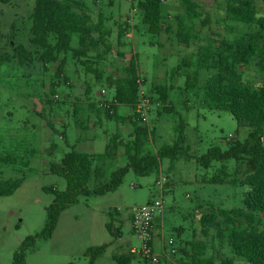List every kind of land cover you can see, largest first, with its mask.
<instances>
[{"label": "rangeland", "instance_id": "obj_1", "mask_svg": "<svg viewBox=\"0 0 264 264\" xmlns=\"http://www.w3.org/2000/svg\"><path fill=\"white\" fill-rule=\"evenodd\" d=\"M75 1L79 2L77 7L82 13L90 17L93 25L91 37H95L92 41L97 42L102 33L110 34L105 41L113 51L111 56L101 60L96 55L104 51L103 45L91 48L89 44L88 58H75L72 53L67 55L65 62L82 66L79 62L88 59L95 64L91 67L100 72L101 79L82 67L84 77L91 79L88 81L90 89L83 82L80 83L81 88L79 85V89L70 90L63 76L58 78L59 62L48 65L41 62V52L30 43L35 0L0 2L3 32L0 54L13 55L18 45L25 46L34 54L31 63L20 65L12 61L0 67V155L16 160L13 165L0 163V180L22 183L12 196L0 197V264H13L14 254L22 242L43 230L47 208L54 199L45 189L66 190V180L50 171L53 164H59L73 149L103 153L109 139L117 133L125 139L135 133L131 122L122 123L121 127L115 119H107L100 107L101 103L114 99V89L108 85L107 79L124 76L132 58L137 60V78L143 80L146 93L154 99L148 126L149 132L153 133L147 141L146 151L156 152L177 140L180 117L164 113L166 107L155 91L159 85L170 89L169 102L188 123L184 146L191 154L202 156L213 146L227 150L229 143L244 141L249 135V129L239 126L231 113L204 109L196 91L186 90V71L196 70L201 47L217 49L222 40L232 42L251 35L264 45L263 29L226 19L227 0H196L201 16L194 21V38L189 47L177 40L178 21L180 18L187 20L180 0H162L163 32L159 36L147 33L138 9L140 0ZM256 6L258 17L264 18V1L257 0ZM124 30L126 33L121 40L122 45H119V33ZM51 41L54 42L53 38ZM78 46V38L74 37L72 47ZM184 59L191 66L173 76ZM239 70L245 83H264V71L258 66L257 58ZM59 80L63 82L56 88ZM102 88L106 93L101 94L105 96L99 94ZM87 89L96 111L82 105L80 98L72 105L67 102L71 92L73 96L81 95L83 98L88 95ZM60 109L64 114L57 116ZM129 112L128 118H133V110ZM98 116L102 124L92 127L98 122ZM56 117L65 119L66 139L62 137L64 128ZM91 137L94 140L89 141ZM123 154L124 148L120 147L117 156L106 165L108 174L126 164ZM223 167H226L225 174L222 173ZM161 169L159 173L145 177L130 170L117 191L103 196L81 197L78 204L61 214L53 237L38 240L35 248L27 252L26 264H89L85 256L87 250L104 244L110 245L97 264H119L114 260L116 255L131 257V264H152L130 252L141 245L132 230V216L135 207H143L163 194L166 205L154 223L157 233L174 238L182 251L190 248L189 243L207 245L203 260L191 261L180 253L173 264H219L221 257H231L228 235L233 226L221 211L243 207L249 191L242 185L246 166L231 160L225 164L214 162L205 169L194 160H180L171 168V161L164 159ZM217 174H221L227 183L206 182ZM162 176L167 179L165 188L168 190L164 193L157 185ZM95 185L96 181L92 179L89 188L94 189ZM211 210L217 214L214 227L203 228L202 217L209 215ZM108 223L120 231L119 237L110 235L106 227ZM179 229L182 231L178 232Z\"/></svg>", "mask_w": 264, "mask_h": 264}, {"label": "trees", "instance_id": "obj_2", "mask_svg": "<svg viewBox=\"0 0 264 264\" xmlns=\"http://www.w3.org/2000/svg\"><path fill=\"white\" fill-rule=\"evenodd\" d=\"M10 0H0L8 3ZM185 8V18L178 21L177 40L185 47H189L194 36V21L201 14L196 0H180ZM257 0H227L225 12L226 19L248 26H258L264 30V18L258 17ZM264 1V0H263ZM78 1L75 0H35L32 13L31 45L41 52L40 60L44 65L59 62L58 78L64 73L65 59L72 53L75 58L89 57V44L93 25L90 17L83 14ZM138 9L142 13V23L147 33L159 36L163 32L162 0H140ZM126 30L119 33L118 43L121 44ZM101 40L105 41L102 33ZM77 37L78 48L72 47L73 38ZM3 32L0 24V43ZM53 38L54 42L51 41ZM96 43V42H95ZM122 45V44H121ZM111 52L106 45L103 54L96 55L104 59ZM34 54L25 46L18 45L14 54H0V67L6 63L17 61L20 65L31 63ZM257 58L258 66L264 71V45H260L256 37L249 36L234 41L222 40L219 48L201 47L198 51L196 70L186 71V90L196 91L201 99L202 106L208 111L229 112L241 127L249 129L248 138L244 141H232L228 149L219 146L211 147L204 155L196 156L190 153L185 144L188 123L169 102V91L166 86L155 88L162 104L166 107L164 113L177 114L180 124L177 128V140L172 145H165L158 151H146L145 147L152 131L142 126L134 113L130 120L135 133L126 141H119L116 135L112 137L102 154H89L78 152L75 149L67 153L59 164H53L50 171L66 180L67 188L59 191L46 188V192L54 196L53 202L47 208V220L43 230L27 237L15 252L13 264H26L27 252L35 248L38 240H48L57 229L61 214L71 206L78 204L81 197L93 195L103 196L117 191L130 170L138 176L145 177L161 171L164 159L171 161V168L180 160L196 161L201 167L208 169L214 162L225 164L231 160L246 166V177L243 186L249 188L246 193L243 207L230 211H221V214L231 221L228 243L232 253L231 257H221L219 264H264V83L254 85L245 83L239 68L248 66ZM89 72L102 78L100 72L93 69L95 65L88 59L83 61ZM186 59L173 72L179 74L182 69L190 67ZM125 75L109 77L107 83L114 88V99L107 103L102 110L107 119H115L118 123L126 119L118 115L119 106L130 107L133 110L138 104V65L137 60L131 59L125 70ZM200 77L203 80H200ZM124 148V166L117 167L106 178L105 164L117 156L118 149ZM1 164L13 165L16 160L10 156H1ZM226 167L222 173L225 174ZM227 176V175H226ZM94 179V189L89 188L90 181ZM206 182L212 184L227 183L221 174H217ZM235 182V181H234ZM20 181L0 180V197H10L21 187ZM217 214L211 210L209 215L202 217L203 228L214 227ZM112 237H119L120 231L114 230L112 223L106 225ZM110 244L91 247L85 256L89 264L97 261L107 252ZM190 248L181 250L185 257L191 261H201L206 256L207 245L204 243H189ZM114 260L119 264H131V257L116 255ZM147 262V261H146ZM68 264H76L74 262ZM171 262L165 260V263Z\"/></svg>", "mask_w": 264, "mask_h": 264}, {"label": "built area", "instance_id": "obj_3", "mask_svg": "<svg viewBox=\"0 0 264 264\" xmlns=\"http://www.w3.org/2000/svg\"><path fill=\"white\" fill-rule=\"evenodd\" d=\"M137 84L139 88V99L138 104L134 109V113L137 115L140 124L148 128L151 121V111L154 99L151 95L146 93L142 79H138ZM102 93H106V91L102 90ZM110 102L106 101L101 103L100 107H105L107 103ZM165 182H167V179L162 176L161 181L158 183L162 193L165 190ZM165 205L166 201L164 195H162L150 201L143 207H135L132 216V230L140 240L141 245L139 249L133 248L130 252L152 264H161L163 260H167L173 264L177 261L176 257L180 255V247L172 237L162 236L160 251L155 246L157 234L154 223L158 216L163 214Z\"/></svg>", "mask_w": 264, "mask_h": 264}, {"label": "crops", "instance_id": "obj_4", "mask_svg": "<svg viewBox=\"0 0 264 264\" xmlns=\"http://www.w3.org/2000/svg\"><path fill=\"white\" fill-rule=\"evenodd\" d=\"M105 35V34H104ZM101 36L102 35H100V37L98 38V39H96L97 40V42L95 43V41H92V44L90 43V45L92 46L91 48H93L94 46H96L97 47V45L99 44V45H103V47H104V51L106 50V45H108V46H110L109 44H108V42L107 41H105V43H104V41L103 40H101L100 42H99V39L101 38ZM110 36V34H106L105 35V38H106V40L108 39V37ZM128 36H129V34H128ZM92 38H95V37H91V39ZM107 42V43H106ZM79 47V46H78ZM77 47V48H78ZM88 50H89V48H88ZM104 51H102V53H97V55L98 54H103L104 53ZM113 51H112V49H111V52H110V54L112 53ZM109 54V55H110ZM108 56V55H107ZM111 56V55H110ZM106 57V56H105ZM104 57V58H105ZM67 58V56H63L62 57V59H66ZM111 59V58H110ZM75 63V62H74ZM74 63H69V62H65V67H64V73L62 74V76H63V80H65L67 83H68V88L70 89V90H72V89H79V88H77L79 85H80V83H87L86 85L88 86V88L90 87V82H91V79H90V77H84V68H82V67H85L84 66V63H83V61L82 62H79V63H81V65L82 66H80V65H75ZM86 70H87V68H86ZM63 80H59V81H57V84L55 85V87L57 88V87H59L60 85H61V82H63ZM88 81H90V82H88ZM81 86L82 85H80V88H81ZM90 89V88H89ZM104 88H102V90H103ZM111 89H114V88H111ZM101 90V91H102ZM99 92V94L100 95H102L101 93L102 92ZM87 92H88V95L87 96H84L83 98L82 97H80L81 95H78L79 97H75V96H73V92H71V94H68V101L67 102H69L71 105H72V103H74L75 104V102L77 101V98H80L81 100H80V103H82V105H88V107H90L92 110L94 109L95 110V104H93V101H91V100H89V98L91 97V95H90V90H88L87 89ZM92 94V93H91ZM102 96H105V95H102ZM104 99H107V98H104ZM75 110H76V107H74V112H75ZM129 110H133L132 108H130V107H126V106H119V108H118V115L120 116H123V118H125L124 116H126L127 118H125L126 120L125 121H123V122H121L120 123V126L122 127V123H129V122H131V120H130V117L128 118V116H129V114H130V112H129ZM177 110V109H176ZM96 111V110H95ZM133 112H134V110H133ZM59 113H63L64 114V112L62 111V109H60L59 110V112H58V114H57V116L59 115ZM64 118V117H63ZM63 118H58V117H56V120H57V122L58 123H60L61 124V126L64 128V132H62L63 133V136L62 137H64L63 139H66L67 138V130H66V122H65V119H63ZM97 123H94L93 124V126L92 127H96V126H98V125H101L102 124V120H101V118L98 116L97 117ZM132 123V122H131ZM97 124V125H96ZM133 125V124H132ZM83 129H85V128H83ZM118 137H119V141H121V140H123V141H126V140H128V139H131L130 137L132 136V135H129L130 137L128 138V139H125V137H123L122 136V134L121 133H117L116 134ZM116 135H114V136H116ZM113 136V137H114ZM112 138V137H111ZM110 138V139H111ZM110 139H109V141H110ZM81 140V138H79L78 139V141H80ZM92 140H94V137H91L90 139H89V141H92ZM88 141V142H89ZM109 141H108V143H109ZM107 143V144H108ZM107 144H106V146H107ZM75 148H76V146L75 145H73ZM105 149H106V147H105ZM119 150V149H118ZM85 153H87V152H85ZM104 153V152H103ZM89 154H102V153H89ZM116 157V156H115ZM109 162V161H108ZM107 162V163H108ZM107 163L105 164V167H104V170H105V173H106V178H107V176L108 175H110L111 174V172L113 171H111L109 174H108V172H107V170H106V165H107ZM162 170V169H161ZM158 185V184H157ZM159 186V185H158ZM167 186H169V185H167ZM168 190V188L166 187L165 188V190H164V192H166ZM163 192V193H164ZM164 195V194H163ZM158 231V230H157ZM157 231H156V234H157V237H156V240H155V246H156V248L160 251V249H161V244H162V236H160L158 233H157ZM182 230L181 229H179L178 230V232H181ZM159 237V239H157ZM157 240H159L158 242H159V245L157 246L156 244H158V243H156V241Z\"/></svg>", "mask_w": 264, "mask_h": 264}]
</instances>
